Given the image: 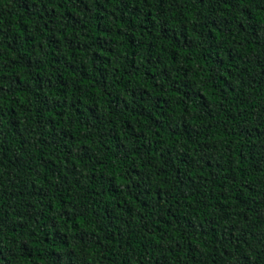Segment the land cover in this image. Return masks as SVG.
<instances>
[{"label": "trees", "instance_id": "trees-1", "mask_svg": "<svg viewBox=\"0 0 264 264\" xmlns=\"http://www.w3.org/2000/svg\"><path fill=\"white\" fill-rule=\"evenodd\" d=\"M0 264H264V0H0Z\"/></svg>", "mask_w": 264, "mask_h": 264}]
</instances>
